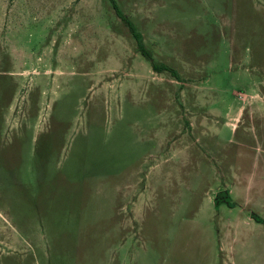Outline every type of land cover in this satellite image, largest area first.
I'll return each mask as SVG.
<instances>
[{"label": "rangeland", "instance_id": "obj_1", "mask_svg": "<svg viewBox=\"0 0 264 264\" xmlns=\"http://www.w3.org/2000/svg\"><path fill=\"white\" fill-rule=\"evenodd\" d=\"M113 3L178 79L110 0H0V264H264V0Z\"/></svg>", "mask_w": 264, "mask_h": 264}, {"label": "trees", "instance_id": "obj_2", "mask_svg": "<svg viewBox=\"0 0 264 264\" xmlns=\"http://www.w3.org/2000/svg\"><path fill=\"white\" fill-rule=\"evenodd\" d=\"M110 1L112 2V6H113V9L115 11V14L126 25L132 39L134 40V42L136 44L137 51L140 53L141 56H143L145 59L150 61V63H151L150 67H151L152 71L155 73L167 72L172 77L178 79V75H177L176 71H174L173 69L169 68L166 65H156L152 62L150 54L144 48L141 34L135 29L133 24L117 9L116 5L113 3V0H110ZM215 202H216V204L225 203V204L229 205V202L226 199V195L223 192L218 193L216 195V201Z\"/></svg>", "mask_w": 264, "mask_h": 264}, {"label": "crops", "instance_id": "obj_3", "mask_svg": "<svg viewBox=\"0 0 264 264\" xmlns=\"http://www.w3.org/2000/svg\"><path fill=\"white\" fill-rule=\"evenodd\" d=\"M219 125V124H218ZM229 125L228 124H220L219 126H218V128L215 130V134H219V133H221V131L223 130V129H226V130H229L230 132H231V134H235L237 131H238V129H239V124L238 123H236L234 126H233V128H229L228 127ZM242 133L245 135L246 134V131L245 130H243L242 131ZM243 139V138H242ZM242 144V143H241ZM217 154V153H216ZM220 155V153H218V155L217 156H219ZM221 159L222 160H224V157H219L218 158V161H219V163H221ZM221 193V192H220ZM225 195H226V199H227V201L229 202L230 201V198H229V193L227 192V191H224L223 192ZM215 201H216V198H215ZM219 205V204H218ZM139 236V234L137 233V234H134V238H136V237H138ZM146 250H144L143 252H145ZM129 253H127L131 258V261H132V264H135L136 263V260H137V254H140V252L141 251H136V250H133L132 252H130V251H128ZM134 256H136V257H134ZM149 259V258H148Z\"/></svg>", "mask_w": 264, "mask_h": 264}]
</instances>
